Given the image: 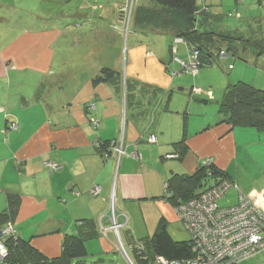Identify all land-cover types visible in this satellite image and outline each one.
I'll return each mask as SVG.
<instances>
[{"label":"crops","instance_id":"obj_1","mask_svg":"<svg viewBox=\"0 0 264 264\" xmlns=\"http://www.w3.org/2000/svg\"><path fill=\"white\" fill-rule=\"evenodd\" d=\"M30 1L0 0V212L7 209V195H18L17 212L9 221L18 237L29 240L43 255L57 257L64 238L78 233L77 226L84 228L86 221L97 228L109 224L111 199L125 214L144 210L146 202L155 207V214L146 215L147 233H151L160 217L177 220L174 206L161 198L163 184L172 173H193L206 159H212L238 186L237 194L245 188L247 195L255 197L264 189V171L258 177L260 182L253 184L258 190L239 182L238 171L237 176L233 172V163L243 167L238 161L243 162L238 139L250 158L264 157V149L259 151L264 148V130L231 127L221 122L219 113L216 119L195 123L190 129L185 111L170 110L178 77L188 74L171 75L180 70V51L186 58L184 44L177 46L173 59L170 43L167 57L165 51L137 44L136 39L125 55L120 39L112 46L89 43L82 50L83 42L80 45L78 41L76 46L64 47L66 38L60 25L71 17V8L62 13V19L58 11H45V0ZM127 1L88 0L90 13L80 9L75 13L86 20L84 25H73L86 30L90 25L91 32L96 27L97 37L106 36L103 26L119 20L122 13L118 9ZM214 1L199 0L198 8L209 10L201 17L202 27L223 30L214 27V20L221 15ZM236 15V20L242 19L239 12ZM73 35L74 40L77 36ZM104 67L116 71L117 76L112 82L95 84L94 76ZM92 119L98 121L97 127L90 124ZM13 124L16 129L11 128ZM150 135L156 137L155 143H148ZM253 136L254 142L248 143ZM110 140L122 141L127 154L103 157L102 142ZM182 140L184 154L165 158L176 153L174 145ZM134 151L139 159L130 157ZM48 162L56 167H48ZM95 185L100 186V192L92 196ZM129 222L132 220L124 227ZM132 233L129 242L135 239ZM87 241V246L94 244L98 251L114 250L110 232H99ZM259 254L239 264H264Z\"/></svg>","mask_w":264,"mask_h":264},{"label":"rangeland","instance_id":"obj_2","mask_svg":"<svg viewBox=\"0 0 264 264\" xmlns=\"http://www.w3.org/2000/svg\"><path fill=\"white\" fill-rule=\"evenodd\" d=\"M78 1L81 4L75 3L74 0L44 1L46 3V5L44 6L45 11L47 13L58 11V15L60 14V18L62 19L64 18V15H62V13L65 12L68 8H71V17L69 19H63L60 25L64 30V35L62 37L66 38V41L63 44L64 47L67 45L76 46L77 42L79 41L80 45L81 42H83L81 45V49L84 50V45L89 43L97 44L107 42L109 46H112L114 44L113 41L116 42L117 39H120L122 51H124L125 55L127 48L132 46V44H136L133 43L134 39H136V42H138L137 44L144 43L146 47L152 46L155 47L156 50L165 51L166 56L168 57L169 53L167 51V47L170 43L169 36L152 34L143 36L139 33L134 32L131 25H129L128 14L130 15L129 12L131 11V7L132 10H134L137 6H147L149 5L150 0H128L125 5L119 7L118 10H121L122 14H120L122 16H120L119 20H111V25L109 23V25L103 26V29H107L108 31V33L106 31V36L103 35V37H101L100 35H98L97 37V35L95 34V31L97 30L96 27L93 28V33L90 31V25L88 26V30H86V28H83L84 26L80 29L79 26L75 27L73 25L75 24V22L83 23V21H86L81 20L79 17H77L75 15L76 11L81 10V12L83 13H90L88 0ZM235 3L238 7L235 6ZM212 4L214 7L218 8L221 14L218 15L219 20H214V27L217 26L215 28H219L218 26H220L224 31L233 32V35L241 36V39L243 40L230 41V44H228L227 41L219 40V42L216 43L212 48L211 52L213 54V61L211 64L206 61L202 68H200L199 73L194 76L192 74H183L178 77L179 85L174 89L169 107L171 111H176L178 113L185 111L187 113V124L190 129L194 128L195 123H199L203 120H214L218 117L219 104L222 100L224 88L226 85L241 80L252 84L257 88L264 89V53L259 54L258 48L250 44V42L254 40H262L264 43V0H215ZM93 5L94 4H92L90 7H92ZM198 5L199 0L197 1V6ZM236 12H239V16L242 17V19L236 20ZM88 17H90V15ZM217 20L218 22H216ZM237 21H239V23ZM69 26L73 27H70L71 29L69 30H65ZM82 30H84V32H82ZM73 34L77 36V38H75L74 40ZM80 36L84 37L83 41H81ZM233 45L235 47H233ZM219 49L225 51L227 55L225 56V54H222L221 56H218ZM69 54L70 51L66 55ZM184 54L185 53L183 51L179 52V55L183 58V60H185ZM191 85H194L195 88L190 89ZM178 88L183 89L180 90ZM196 88H199L200 90L198 91ZM199 101H206V103ZM176 112H174L173 115L178 114ZM246 138L247 136L245 137V139ZM254 139L255 136L249 138L247 142H254ZM238 140L239 141L237 142L238 145H240L241 150L240 157L243 158V162H241L240 159L238 161L240 164H243V167H237V163H233V172L237 176L238 171L239 182L245 183V186L250 185L251 188L255 189L256 187H254L253 184L256 183V181L257 183L260 182L258 177H260L262 175L261 172L264 171V157L255 154L256 157L258 156L257 160L250 158L249 150H246L245 145H243V141H240V139ZM121 143L122 141H119L118 145ZM262 149L264 148L260 147L259 151H261ZM247 153L248 156L244 158V155H247ZM116 155L118 157L117 153ZM245 163L247 166L245 165ZM242 189H240L241 192L247 190L245 188ZM237 190L238 186L235 188H230L226 192V194L219 200V204L221 206H230L235 204L238 196ZM243 194L247 195L245 192ZM247 196L249 198L251 197V195ZM256 196L251 197V199L253 200L254 198H256ZM144 206V210L136 209L135 212L133 211L132 213L130 211H126L125 214L122 211L121 213L116 208L114 210L115 206L109 204L107 209L108 221L112 222V225L110 226L112 230H108L105 233H112L114 237V250L102 252L98 251V248L94 246V244H89V246L86 245L88 251V256L85 258L86 263L123 264V255H125V252L123 250L124 248L126 253H129V256L133 258L134 263L137 262V264H143V261L140 262L137 258L135 259V257L137 256L138 258L139 256H143L142 253H137L138 251L142 252L141 250H143V248L141 247L142 249H140V246L132 248V244L129 242L128 237L130 236L129 232L132 230V236L135 238H133L134 240H149L150 236L154 232L153 230L151 231V233H147V216L149 214H155L156 209L155 207H152L150 203L147 204V202L144 203ZM115 211L117 212V215H115L116 217L118 216L117 218L120 223H123L122 221L125 222L126 219H129V221L132 220V223L129 222L125 227H120L119 234L121 237L117 234V228L116 226H114V224L116 225V222H118L116 221L117 219L113 217ZM122 214L127 215L128 218L123 217ZM121 217H123L122 221ZM102 226H104L103 228H106L105 225ZM99 229L101 230L102 228ZM102 231H104V229ZM168 231L171 234L172 238L177 241H187L190 238V235H188V233L184 229L182 222L178 219L168 221ZM1 235L2 233H0V239H2ZM89 241L90 240H88L87 242ZM1 255L2 254L0 253V256ZM259 256H262V259H264V250L260 252ZM243 261L245 260L240 261V263Z\"/></svg>","mask_w":264,"mask_h":264},{"label":"trees","instance_id":"obj_3","mask_svg":"<svg viewBox=\"0 0 264 264\" xmlns=\"http://www.w3.org/2000/svg\"><path fill=\"white\" fill-rule=\"evenodd\" d=\"M150 1L151 4L147 6H137L134 10L131 7L128 19L129 25L131 24L133 30L143 36L154 34L172 37L169 46L172 59L176 53L172 48L173 40L175 37L181 38V44L186 46V58L185 60H178L180 66L179 61L186 62L188 52H190L196 57L195 61L198 63L197 73H199L200 68L206 61L210 64L212 63L213 54L211 51L219 40L227 41L228 44H230V41L243 40L241 36L233 35V32L210 28L204 29L201 17L209 10L198 8L197 0ZM250 44L258 48L259 54L264 53L262 40H254ZM233 47L235 46L233 45ZM221 53H224L225 56L227 55L225 51L219 49L218 56H221ZM178 71L180 74H190L185 70L181 71L180 69ZM117 74L116 71L104 67L94 76L93 82L95 84L112 82ZM218 113L221 116V122H225L231 127H252L259 131L264 130V89L257 88L241 80L226 85ZM113 141L115 140L102 143L106 147L105 145ZM174 147L176 153L172 154L175 155V158H180L186 149L184 140L176 143ZM222 179L231 181L228 179V175L214 164L207 167L200 163V166L191 174L172 173L163 184L161 198L176 206L178 203L196 196L207 187L217 184ZM165 184L167 185L166 189ZM18 204V195H7V209L0 212V230L7 222H12L17 212ZM80 226L82 225L77 226L79 231L76 235H68L64 238L60 255L53 258L43 255L30 244L29 240L22 239L15 233L5 241L8 249V256L5 261L14 264H88L85 260L88 256L85 242L99 236L100 227L97 228L92 221H86L84 228ZM130 243L132 248L137 246H140V249L143 248L142 252H137L138 254L142 253L143 256L135 257L138 261H143V264H154L155 257L158 256L166 261L177 262L193 258L195 255L190 239L177 241L172 238L168 231V221L164 217H160L158 220L157 226L149 240H133ZM135 263L137 264V262Z\"/></svg>","mask_w":264,"mask_h":264},{"label":"built area","instance_id":"obj_4","mask_svg":"<svg viewBox=\"0 0 264 264\" xmlns=\"http://www.w3.org/2000/svg\"><path fill=\"white\" fill-rule=\"evenodd\" d=\"M205 9L208 10V8ZM181 43L182 39L175 37L172 43L173 50L176 51L177 46ZM222 54L224 55V53ZM195 58L194 54L188 52L187 61H179L181 71L185 70L190 74L196 75L198 63ZM178 74L179 71L171 73L172 76ZM90 107L94 108V104L91 103ZM90 124L93 127H97L98 121L92 119ZM11 128L16 129V125L13 124ZM147 141L148 143H155L156 137L150 135ZM95 145L102 146V143L95 142ZM119 145L117 141L109 142L108 145H105L106 152L104 157L107 158L112 153L115 155L117 153L118 158L126 155L127 153L122 143ZM130 157L139 159L140 155L134 151L130 154ZM165 158H175V155L168 154ZM202 164L208 167L213 164L212 159L203 160ZM47 166L55 168L56 164L48 162ZM235 187L237 186L234 182L222 179L217 184L200 191L195 197L174 206L177 219L182 222L184 229L190 235L189 239L192 241L195 255L193 258L177 262L166 261L158 256L155 257L154 264H239L240 261L254 257L257 253L264 250V189L253 200L239 192L236 204L221 206L219 200L230 188ZM166 188L167 185L165 184ZM90 192L93 196L98 195L100 186L95 185ZM110 204L114 206L113 199H111ZM115 214L117 215L116 211L113 217L118 222L114 226H116V232L120 236L119 229L128 220L126 219L124 223H120L118 216L116 217ZM122 216L127 218L124 214ZM111 223L109 222L108 225H105L106 228H103L104 226L102 225L104 224H101L100 228L102 229L100 232L106 234V231L112 230L110 227ZM103 229L104 231H102ZM0 233H2V239H0V253L2 254L0 256V264H14L5 261L8 256L5 241L15 234V229L10 222H7L1 228ZM123 250L125 252V255H123L124 264H135L129 253H126L124 248Z\"/></svg>","mask_w":264,"mask_h":264},{"label":"water","instance_id":"obj_5","mask_svg":"<svg viewBox=\"0 0 264 264\" xmlns=\"http://www.w3.org/2000/svg\"><path fill=\"white\" fill-rule=\"evenodd\" d=\"M199 102H203V103H205V101H199Z\"/></svg>","mask_w":264,"mask_h":264},{"label":"bare ground","instance_id":"obj_6","mask_svg":"<svg viewBox=\"0 0 264 264\" xmlns=\"http://www.w3.org/2000/svg\"><path fill=\"white\" fill-rule=\"evenodd\" d=\"M199 17V16H198Z\"/></svg>","mask_w":264,"mask_h":264}]
</instances>
